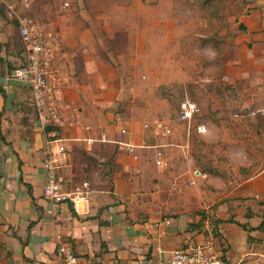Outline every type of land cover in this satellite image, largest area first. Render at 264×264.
<instances>
[{"label": "crops", "instance_id": "crops-1", "mask_svg": "<svg viewBox=\"0 0 264 264\" xmlns=\"http://www.w3.org/2000/svg\"><path fill=\"white\" fill-rule=\"evenodd\" d=\"M12 2L15 0H3L0 4L6 7ZM147 2L150 4L143 3L141 8L155 12L158 7L162 9V0ZM241 2L234 35L230 36L225 28L220 32V64L214 57L210 62L227 77V81H222L232 87L234 104L258 114L255 139L264 142V0ZM71 5L70 0H36L30 10L22 12L52 32L53 65L62 74L65 97L74 102L80 120L91 129L85 131L70 125V115H64L67 123L61 128L62 142L46 144L29 86L10 79L6 64L0 66V77L5 79L0 83V261L3 264H63L58 246L60 241H67L82 259L107 264L158 261L170 251L192 244L208 245L211 251L224 256L226 264H264V230H252L249 235L255 239L248 242V232L241 226L256 227L264 217V154L251 174L244 176L223 197L207 202L196 214L187 209V202L182 198L172 201L165 187L173 183V177L180 170L177 160L170 155L168 143L156 141L155 149L137 148V159L115 144L114 141L120 140L141 144L147 135H142L144 130L140 128L137 134L126 117L124 121H117L118 115L110 108L112 101L104 99L103 93L110 86L98 81L100 70L96 56L83 45L90 41L89 30L79 28L78 32L74 31L75 37L67 38L64 23L65 19L70 20ZM45 6L48 17L42 24L36 12L43 7L45 10ZM158 18L148 20L162 28V20ZM14 20L0 16V42L7 43L1 55L16 67L15 60L25 61L26 51ZM18 43L21 49L16 48ZM73 44L82 51L77 53L75 47L72 49ZM153 44L162 53L160 43ZM176 49L175 55L180 52L182 60L181 45ZM169 54L165 57L171 59L173 54ZM123 128L127 132L123 133ZM102 133L109 141L99 140ZM87 137L95 139L92 144H87ZM62 143L67 150L66 162L58 170L63 188L70 191L83 180L90 184V193L79 201L77 209L69 200L51 207L42 194L47 147L55 149ZM158 150L164 158L162 167L150 165L144 159L147 156L155 159ZM179 152L176 151L175 157ZM250 164L245 161L240 166L248 168ZM141 166H146L143 171ZM153 171L162 177V213L166 217L162 220L147 215L143 220L131 217L125 212L124 201L140 190L137 181L143 184ZM168 175H172L170 180ZM213 181L217 186L222 185ZM50 208L52 214L47 212ZM202 211L207 219L202 225H195ZM214 218L224 221L214 223ZM232 218L234 222L228 220Z\"/></svg>", "mask_w": 264, "mask_h": 264}, {"label": "rangeland", "instance_id": "rangeland-1", "mask_svg": "<svg viewBox=\"0 0 264 264\" xmlns=\"http://www.w3.org/2000/svg\"><path fill=\"white\" fill-rule=\"evenodd\" d=\"M147 1L70 0V20L65 19L64 23L66 36L72 39L79 28L89 30L90 41L83 45L96 56L100 70L98 81L110 86L103 93L104 99L112 101L111 111L126 117L137 134L140 129L144 130L142 135H147L148 145L154 146L156 141L168 143L170 155L181 169L178 167L179 174L165 187L166 193L172 201L182 198L187 202V209L196 214L207 202L223 197L244 176L251 174L264 154V142L255 139L258 114L234 104L232 87L221 79L223 71L210 62L214 57L220 64V32L225 28L230 36L234 35L242 2L162 0V9L158 7L155 12L141 8L143 3L150 4ZM117 5L123 7L120 9ZM47 9L45 6V10L43 7L36 12L42 24L48 17ZM4 10L11 18L7 6ZM156 16L162 20V28L148 20ZM57 42L60 43V37ZM155 42L160 43L162 53ZM179 44L183 64L180 52L177 56L174 53ZM17 45L21 49L22 45ZM74 47L77 53L82 51L76 44ZM168 54L171 59L165 57ZM22 61L15 60V66ZM183 99L192 100L198 106L190 123L178 118ZM156 121L169 123V136L143 128L144 123ZM199 125L205 126L204 132H197ZM178 150L179 155L175 157ZM144 159L150 165L162 167L161 160L158 162L151 156ZM245 161L251 163L248 168L240 166ZM145 167L140 168L143 171ZM192 168L201 171L202 176L190 185ZM156 175L153 171L143 184L137 181L140 190L125 199V212L131 217L141 220L146 215L158 220L166 217L162 213V177ZM168 177L170 180L172 175ZM213 180L222 185L217 186Z\"/></svg>", "mask_w": 264, "mask_h": 264}, {"label": "built area", "instance_id": "built-area-1", "mask_svg": "<svg viewBox=\"0 0 264 264\" xmlns=\"http://www.w3.org/2000/svg\"><path fill=\"white\" fill-rule=\"evenodd\" d=\"M36 0H15L14 3L7 4V10L17 21L18 35L23 43L26 51V59L23 63L14 67L9 72V78L20 81L29 86L32 94V102L36 113V119L39 126L44 132L46 144L51 142H62V126L66 125L63 116L70 115L69 123L72 126H80L83 130L89 131L90 125L80 120V113L74 106V102L65 97L62 88V74L54 67L55 47L52 43L53 34L51 31L43 29L28 14L22 10H30ZM67 5V3H65ZM223 81H227V77H222ZM198 106L196 102L183 99L179 107V119L190 123ZM124 117L117 116V121H124ZM143 128L150 129L152 133L162 136H169L171 128L169 123L164 121H156L153 123H144ZM197 132L205 131L204 125L196 127ZM127 132V129H122ZM95 139L87 137V144H92ZM99 140L109 141L102 133ZM115 144L124 149L133 159L138 158L137 148L155 147L148 145L145 141L136 144L131 140L114 141ZM156 160L164 163L161 151H156ZM67 158L66 147L62 144L53 149L47 147L46 156L43 161L45 170V182L42 189L43 197L49 201L51 207L65 202L67 200L73 203L75 209L80 200L90 193V184L87 181H81L72 186L70 191L63 188V184L58 178V170ZM192 179L188 180L190 185L195 183V178L202 176L198 169H192ZM47 212L52 214V208ZM58 254L63 264H107L103 261H86L78 256L67 241H60L58 246ZM0 264H3L0 261ZM141 264H226L216 252L209 249L208 245L195 244L176 248L169 254L158 261H146Z\"/></svg>", "mask_w": 264, "mask_h": 264}, {"label": "trees", "instance_id": "trees-1", "mask_svg": "<svg viewBox=\"0 0 264 264\" xmlns=\"http://www.w3.org/2000/svg\"><path fill=\"white\" fill-rule=\"evenodd\" d=\"M2 5H3V4H0V16L3 17L4 19H6V18H7V13H6V10H4V5H3V6H2ZM14 21H15V20H14ZM15 22H17V21H15ZM240 28H244L243 25L240 24ZM6 44H7V43H2V42H0V66L6 64V65H7V69H8V71L10 72V71L13 69V67H12V65H11V62H7L6 59H5V57H3V56L1 55V51L4 49V47L7 46ZM23 62H24V61H23ZM23 62H22V63H23ZM200 172H201V171H200ZM201 213H202V214H201V217H200V219L197 221V223H195V225H202V224L205 222V220L207 219V217H206V215H205V212L202 211ZM228 220H231V221L234 222V219H233V218H232V219H228ZM223 221H224V220H223V219H220V218H214V219H212V222H214V223H221V222H223ZM241 226H242V228H243L244 230H246V231L248 232V242H249V241L255 239V238H253V237H251V236L249 235V233H250L252 230L259 229V228H261V229L264 230V217H263V219L261 220V222L259 223V225L256 226V227H252V226H250V225H248V224H241ZM215 234H217V233H215ZM221 258L223 259V261H225V258H224L223 255H221Z\"/></svg>", "mask_w": 264, "mask_h": 264}, {"label": "water", "instance_id": "water-1", "mask_svg": "<svg viewBox=\"0 0 264 264\" xmlns=\"http://www.w3.org/2000/svg\"><path fill=\"white\" fill-rule=\"evenodd\" d=\"M5 81L4 77H0V83H3Z\"/></svg>", "mask_w": 264, "mask_h": 264}]
</instances>
